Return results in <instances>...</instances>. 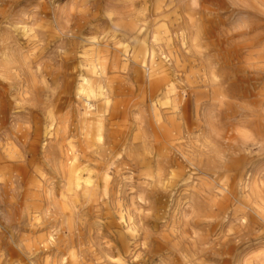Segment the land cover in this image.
Returning a JSON list of instances; mask_svg holds the SVG:
<instances>
[{
    "label": "clouds",
    "instance_id": "clouds-1",
    "mask_svg": "<svg viewBox=\"0 0 264 264\" xmlns=\"http://www.w3.org/2000/svg\"><path fill=\"white\" fill-rule=\"evenodd\" d=\"M0 264H264V0H0Z\"/></svg>",
    "mask_w": 264,
    "mask_h": 264
},
{
    "label": "rangeland",
    "instance_id": "rangeland-1",
    "mask_svg": "<svg viewBox=\"0 0 264 264\" xmlns=\"http://www.w3.org/2000/svg\"><path fill=\"white\" fill-rule=\"evenodd\" d=\"M133 26L134 25H130V27H133ZM217 100L221 104L224 102L222 97H217ZM101 123L102 121H98L97 127H99ZM115 131L120 133L121 135L126 133V129H121V128H116ZM235 134L241 137L246 136L247 129H244V128L237 129ZM133 139H135L134 136H133ZM136 146H137L136 143H131L129 147L130 149H135ZM90 182L91 181H88V180L84 181L85 184L90 183ZM216 187H219V185H216ZM218 195H219L218 192H214L207 188L204 189L202 192L198 193V196L200 198L198 203H203L205 205L206 211L205 210L197 211L195 216L192 219H190L188 222L192 224H198V223L204 222L207 219L208 213L215 212L216 209L221 204V201H216L215 207L213 206V201L215 200V197Z\"/></svg>",
    "mask_w": 264,
    "mask_h": 264
}]
</instances>
